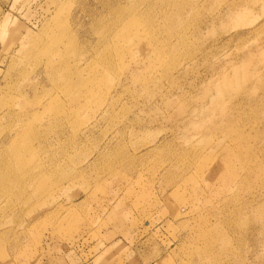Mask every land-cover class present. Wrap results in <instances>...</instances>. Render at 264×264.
<instances>
[{"label":"rangeland","instance_id":"rangeland-1","mask_svg":"<svg viewBox=\"0 0 264 264\" xmlns=\"http://www.w3.org/2000/svg\"><path fill=\"white\" fill-rule=\"evenodd\" d=\"M0 264H264V0H0Z\"/></svg>","mask_w":264,"mask_h":264},{"label":"bare ground","instance_id":"bare-ground-1","mask_svg":"<svg viewBox=\"0 0 264 264\" xmlns=\"http://www.w3.org/2000/svg\"><path fill=\"white\" fill-rule=\"evenodd\" d=\"M227 5V4H226ZM229 7V6H228ZM232 8V7H231ZM117 11V10H116ZM113 14H114V12H112ZM118 13V12H117ZM116 13V14H117ZM229 13V12H228ZM231 13V12H230ZM113 14H111V15H113ZM115 15V14H114ZM113 15V16H114ZM122 16V18H123V14L121 15ZM111 17V16H110ZM122 20V19H121ZM17 159L19 160V158H18V155L17 154H14V156H13V160H14V163H13V165L15 166L16 165V162H17Z\"/></svg>","mask_w":264,"mask_h":264}]
</instances>
